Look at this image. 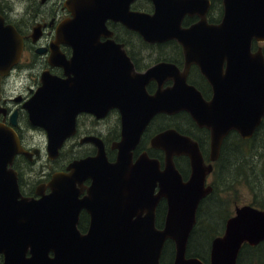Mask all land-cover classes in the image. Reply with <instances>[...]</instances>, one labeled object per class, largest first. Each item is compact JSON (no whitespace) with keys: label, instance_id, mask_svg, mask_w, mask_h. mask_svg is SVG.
<instances>
[{"label":"water","instance_id":"1","mask_svg":"<svg viewBox=\"0 0 264 264\" xmlns=\"http://www.w3.org/2000/svg\"><path fill=\"white\" fill-rule=\"evenodd\" d=\"M133 0H65L70 15L56 28L52 59L64 67L61 77L43 71L41 84L26 100L29 118L46 129L47 154L53 159L64 139L74 132L75 115L88 110L101 115L116 107L120 137L116 156L108 159L101 139L95 154L68 164V172L53 174L50 192L23 196L11 168L18 153L31 158L13 127L0 121V264H161L167 240L174 244L171 264H206L187 255V242L212 164H205L198 141L170 126L156 132L150 144L163 150V162L146 151L133 158L143 129L158 112L186 110L199 126L209 129V158L214 161L230 129L252 135L264 115V0H222L219 21L206 18L209 0H151L152 11L132 9ZM198 19L183 25L185 15ZM119 21L149 42L176 39L184 66L159 60L136 70L123 43L115 41L107 20ZM101 35L106 36L101 39ZM72 47L69 58L58 44ZM22 51V36L0 13V73L5 74ZM51 59V58H50ZM195 63L212 87L205 98L187 80ZM172 82L163 85L164 81ZM157 85L149 91L147 84ZM12 122L15 120L12 118ZM188 156L186 180L174 156ZM90 179L79 197L77 183ZM165 200L162 227L156 208ZM90 215L88 230L77 227L81 209ZM264 239V207L235 208L222 235L212 239L208 264H235L243 243Z\"/></svg>","mask_w":264,"mask_h":264},{"label":"flooded vegetation","instance_id":"2","mask_svg":"<svg viewBox=\"0 0 264 264\" xmlns=\"http://www.w3.org/2000/svg\"><path fill=\"white\" fill-rule=\"evenodd\" d=\"M64 1L65 0H41V3L43 5H48V3L50 2L52 3L50 7H47L46 10L43 11L41 16L36 17L34 19V22L31 25L29 24L20 25L16 21H14L11 18V16L4 14L5 22L8 21L13 22L22 36V51L18 60L15 63H13L9 71L5 74L0 73V81L1 79L5 81L6 80L9 81L8 78L12 76L13 79L12 81L18 80L22 83L25 82L28 83L26 84V91L20 90L17 93H11L7 95H2L0 92V121L5 124H9L13 127V129L17 133L21 145L24 148L28 150H32V152L35 148L38 150V154H35L33 152L31 154V158H28V156L24 155L23 153H18L14 158L13 164L11 165V168L17 174V182L19 184L20 191L23 196H27V197L38 198L39 196H41V194H48L50 192L49 183L52 179L53 174L58 172H68L69 170L67 167L72 160L76 158H81V156L95 154L98 145L96 144L95 141L88 139L87 138L88 136L95 135L101 139L106 154L108 156V159L110 161H113L116 156V148L112 146V143L113 141L119 139L120 137V113L116 107H111L107 109V111H105L101 115H96L94 112L88 110H80L75 115L74 132L64 139L61 147L59 148V153L56 156V158L53 159L48 158L44 163H41L39 166L36 165L37 162L42 160L43 154H45V152L47 153V133H46V129L43 126L37 123H33L30 120L28 110L24 105V103L28 98H30L33 95V93L41 84V74L43 71L47 70L48 72L54 75H58L61 77L65 76L64 67L61 64L54 63L53 61L54 59H52V56L50 57L54 47L57 49L55 42L57 41L56 28L59 22L65 17H67V15H69V11L64 6ZM209 1L210 2L206 11V17L211 22L217 21L214 20L212 17H210V12L214 0H209ZM143 2H146V4H143ZM148 2L150 3L149 5ZM131 8L145 10V11H152L153 5L151 0H133L131 2ZM185 18H187V22H184ZM184 19H183V25H188L196 21L198 19V15L197 14L186 15ZM107 25L113 31L111 37L115 41L123 43V46L128 51V53L129 50L126 46L127 42H130V44H132L133 47L136 48V46L139 47L140 44H143L146 47L147 46L153 47L154 45H161L162 43H168L169 41H174V38H171L164 41L149 42V41H145L140 35V33L136 30L131 29V32L125 31L124 28L126 26L124 27V25L118 21H113L109 19L107 20ZM100 38L105 39L106 36L101 35ZM175 42L180 47V57H181L175 63L180 68H182L184 66L183 49L177 41ZM58 48L59 51L65 55V57L69 58L71 56L72 47L69 44L65 42H60L58 44ZM165 59L166 58L163 59L158 58L152 63ZM29 65H33V66L37 65L38 70L35 72L31 69V71L29 70L28 72H25V70L28 68ZM147 66H149V64L146 66H139V67L135 66V68L137 70H141V69H145ZM197 69L198 67L196 64L194 63L191 64L189 66L187 78L188 80H190V75L193 73V71H196L206 84V89L204 90L201 89V92L205 98L209 99L212 95V87L208 82V80L203 75L200 74V71H198L199 69L198 70ZM14 70H17L15 75H13ZM171 82H172L171 79H167L164 81L163 85L170 84ZM156 85L157 82L155 80H152L148 85L149 90L153 91ZM113 113L117 117V123H116L117 129L111 137L109 117ZM162 114H166V113L161 112L160 115ZM12 118L15 120L14 123L11 120ZM156 119H157V114L154 115L149 120V122L143 129L141 138L137 143V145L135 146V148L133 149L134 159L136 158V156H138L139 153H141L142 151H146L150 156H154V158L159 159L160 162L162 163L164 153L162 155V159H160L158 155L152 154L150 152L152 148L158 149L161 152L163 151L161 148L152 146L150 144V139L156 132L166 128L169 125L165 126V124H163L162 122L159 124L157 123ZM196 126L198 125L196 124ZM198 127L201 128L202 126H198ZM263 127H264V115L262 116L260 123L254 129L252 135L249 137H243L235 129L229 130L228 133L222 139V143L219 148V153L214 161H211L209 158V148H210L209 130L206 127H202L207 129L208 131V135H207L208 151L206 155H204L203 153V158L205 164H210V163L212 164V169L209 173H207L205 178V185L210 186L211 191L207 195H205L202 199L207 198L213 192H215L214 184L215 182L218 181L220 182L221 178L219 175L221 173V168L225 166V162L228 159V155H226L225 158V154L227 150H229L228 151L229 153L231 149L232 150L234 149V146L232 148V145L236 146L235 142L229 141V137H230L229 135H231L232 132H235L239 134L241 138L245 139L246 142L249 144L250 142H252V137L254 136L255 132H257L258 130L260 133L261 129L264 130ZM69 144L71 148L77 145H86V148H83V151L81 153L74 155L72 159H65L62 162L58 161L62 149L68 146ZM249 149L250 148L246 147V152H248ZM176 156H180V155H176ZM186 163L187 164L185 165V167L188 169V173L186 175L182 173L184 180L188 178L190 172L188 158L186 159ZM24 174H31L33 175L34 178V180L32 181V185L27 186V188L24 187V183H23ZM256 183L259 186H262V184H264V181L259 180V182ZM89 185H90V179H85L82 183L76 184V187L80 191L79 197H82L87 193V188ZM253 192H255V189L253 190ZM245 204L257 208H263L264 196L259 197L253 193V199ZM245 204H241V205H245ZM241 205H239L238 202H235L234 210L236 207ZM89 223H90V215L85 209L82 208L79 211L77 227L82 233H85L88 230ZM263 244H264V239L263 241L255 245L249 243L243 244V246H241L239 250L237 256V262L235 264H251V263L264 264V259H260V256L264 258ZM255 257L257 261H252V259H254ZM2 261H3V255L0 254V263H2Z\"/></svg>","mask_w":264,"mask_h":264},{"label":"rangeland","instance_id":"3","mask_svg":"<svg viewBox=\"0 0 264 264\" xmlns=\"http://www.w3.org/2000/svg\"><path fill=\"white\" fill-rule=\"evenodd\" d=\"M215 1L216 0H214V2ZM51 3L52 2L48 3V5H43L41 0H0V9L6 15L11 16V18L18 24L31 25L33 24L36 17L41 16L43 11L46 10L47 7H50ZM14 4L25 6L22 14L17 13L16 15H13ZM143 4H146V2H143ZM149 4L150 3L148 2V5ZM262 45L264 48V43H262ZM139 47H133V52L138 57L140 63L150 64L156 59L163 57L175 58L176 62L179 59L170 45ZM31 69L36 72L38 70V66L29 65L25 72H28L29 70L31 71ZM16 72L17 70H14L13 75H15ZM8 80L9 81H5L1 79L0 81V92L2 95L17 93L20 90L26 91V84L28 82L22 83L18 80L12 81V76H10ZM190 81H193L200 89H206L204 80L201 79V76L196 71H193L191 74ZM161 122L172 125L178 124L181 128L190 130L196 135L203 136V138L205 136L204 132L203 135L202 132L194 129L189 123H187L185 120L183 121L180 118L167 117L163 121L157 120V123L160 124ZM116 123L117 117L113 113L109 117L111 137L117 129ZM230 142H233L232 137ZM206 146L208 148V145ZM233 146L234 149H231L229 153L225 154V158L226 155H228V159L225 162V166L221 168V173L219 175L221 178H219L221 183L219 181L215 182V192H213L207 198L208 202L205 203L200 211L201 228L199 230L201 231L199 235L203 236L202 242H204L205 247L206 245L210 246L211 240L214 237L223 233L225 221L229 216L232 215L236 201L239 205L248 203L253 199V193L259 197L264 196V184L259 186L256 183L259 182V180L264 181V130L261 129L255 140L249 144L244 142V144L242 143V145H238L240 150H238L237 146L235 145H232V148ZM246 147L250 148L249 151L242 154L241 151H244ZM83 148H86V145H77L71 148L69 144L62 149L58 161L62 162L65 159H72L74 155L81 153ZM47 159L48 155L45 152V154L42 156V160L37 162L36 165L39 166ZM186 164L187 163H183V166ZM253 169L254 172L252 171ZM243 172H246V176L243 174ZM186 173H188V169L186 170ZM23 176L24 187L27 188V186L32 185V181L34 180L33 175L24 174ZM254 189L255 192H253ZM203 255L206 257V252H204ZM260 259L264 258L260 256ZM252 261H257L256 257L252 259Z\"/></svg>","mask_w":264,"mask_h":264},{"label":"trees","instance_id":"4","mask_svg":"<svg viewBox=\"0 0 264 264\" xmlns=\"http://www.w3.org/2000/svg\"><path fill=\"white\" fill-rule=\"evenodd\" d=\"M1 10V9H0ZM222 2L221 0H216L215 2L213 1V5L211 8V12H210V17H212L214 20H218L222 14ZM184 22H187V18L184 19ZM125 27V26H124ZM125 31L127 32H131V29L125 27L124 28ZM134 39V38H133ZM138 39V38H136ZM174 41H169L168 43H162L161 45H170V47L174 50L175 54L180 57V47L179 45ZM255 45V43H254ZM126 46L129 50V54L132 57L135 65L137 67L139 66H145L148 65L147 63H140L138 60V57L136 56V54L133 52V45L130 44V42L126 43ZM143 44H140V47H143ZM263 52H264V48H263ZM169 60H173L176 62L175 58H169V57H163ZM190 79H191V75H190ZM193 82V81H192ZM167 117H176V118H180L183 121L185 120L187 123L190 124V126H192L194 129L200 131V132H204L205 136L203 138V136L200 135H196L195 133L191 132L190 130H186L181 128L178 124H165V126L167 125H171L176 127L178 130H180L181 132L187 133L189 135H191L192 137H194L195 139H197V141L199 142L200 148L202 150V152L204 153V155H206L207 153V146L208 145V131L205 128H199L198 126H196V123L194 122V120L189 116V114L185 111V110H180L174 114H162V115H157V119L156 120H160L163 121L165 120V118ZM164 124V123H163ZM205 129V130H204ZM203 133V135H204ZM259 131L257 130V132H255L254 136L252 137V141L255 140V138L258 136ZM230 136V137H229ZM229 141H231V137L233 138V142H235L237 148L238 145H242V143L244 144V142H246L245 139L241 138L239 136V134L232 132L231 135H229ZM238 150H240V148H238ZM229 151V150H227ZM152 154L158 155L160 159H162V155L163 152L159 151L158 149L152 148V150L150 151ZM246 152V148L244 151H241L242 154H244ZM228 153V152H226ZM186 156L184 155H180V156H175V164L176 166L179 168V170L181 171V173H183L184 175H186V170L187 168L185 166H183V163H186ZM163 160V159H162ZM180 161V162H179ZM254 172V169L252 170ZM243 174L246 176V172H243ZM244 177V176H243ZM209 197V196H208ZM207 197V198H208ZM204 198L203 200H201L198 208H197V212H196V222L193 226V229L191 230V233L189 235L188 238V242H187V255L189 256H196L199 257L201 260H203L205 263H208L209 260V245H206V247L204 246V242H202V238L199 234L200 231L199 230L201 227V216H200V211L203 208V206L205 205V203L208 202V199ZM237 202V201H236ZM166 211V204H165V200H161L156 208V225L158 227H161L163 225V218H164V214ZM208 230V229H207ZM201 240V242H200ZM206 252V257L203 255V253ZM204 256V257H203ZM173 257H174V244L172 240H167L163 246L162 249V253H161V257H160V263L161 264H171L173 261Z\"/></svg>","mask_w":264,"mask_h":264},{"label":"clouds","instance_id":"5","mask_svg":"<svg viewBox=\"0 0 264 264\" xmlns=\"http://www.w3.org/2000/svg\"><path fill=\"white\" fill-rule=\"evenodd\" d=\"M24 7L25 6H22L20 4H14V12H13V15H16L17 13L22 14Z\"/></svg>","mask_w":264,"mask_h":264}]
</instances>
